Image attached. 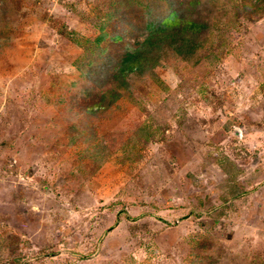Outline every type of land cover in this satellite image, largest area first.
Wrapping results in <instances>:
<instances>
[{"label":"rangeland","instance_id":"rangeland-1","mask_svg":"<svg viewBox=\"0 0 264 264\" xmlns=\"http://www.w3.org/2000/svg\"><path fill=\"white\" fill-rule=\"evenodd\" d=\"M0 264H264V0H0Z\"/></svg>","mask_w":264,"mask_h":264},{"label":"trees","instance_id":"trees-1","mask_svg":"<svg viewBox=\"0 0 264 264\" xmlns=\"http://www.w3.org/2000/svg\"><path fill=\"white\" fill-rule=\"evenodd\" d=\"M148 35L138 47L128 46L119 69L122 79H126L131 73L149 74L159 65L164 44L169 39L168 49L172 54L183 59H192L196 48L200 47L202 40H196V36L206 30L207 27L199 22L181 19L175 12L160 20L157 27L148 28ZM118 39V37L116 38ZM207 39L203 40L206 41Z\"/></svg>","mask_w":264,"mask_h":264}]
</instances>
